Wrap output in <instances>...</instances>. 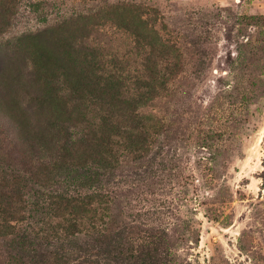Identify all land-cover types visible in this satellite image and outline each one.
Segmentation results:
<instances>
[{
	"label": "rangeland",
	"instance_id": "1",
	"mask_svg": "<svg viewBox=\"0 0 264 264\" xmlns=\"http://www.w3.org/2000/svg\"><path fill=\"white\" fill-rule=\"evenodd\" d=\"M73 1L0 0V128L20 152L17 171H27L23 154L33 146L54 158L33 180L49 190L67 188L55 157L67 148L80 173L84 140L102 129L100 101L89 95H98L101 73L122 62L146 79L144 50L155 36L152 28L141 40L134 30L70 28L63 15ZM152 4L165 18L158 35L174 46L164 58L169 77L133 107L134 136L102 172L111 238L82 236L70 251L130 264L109 243L151 235L171 250L169 264H264V0ZM7 241L0 231V264L14 254Z\"/></svg>",
	"mask_w": 264,
	"mask_h": 264
},
{
	"label": "trees",
	"instance_id": "2",
	"mask_svg": "<svg viewBox=\"0 0 264 264\" xmlns=\"http://www.w3.org/2000/svg\"><path fill=\"white\" fill-rule=\"evenodd\" d=\"M153 1L74 0V7L63 15V23L70 28L110 26L134 30L138 40L142 39L140 30L152 28L155 34L152 43H148L149 50H144L145 67L149 70L146 79L136 75V70L133 74L127 64L124 67L122 62H116L96 82L98 87L99 82L103 85L98 95L89 92L90 97L100 101L102 129L91 132L92 138L84 140L87 149L79 158L83 160L80 173L76 169L78 159L73 162L74 156L68 155L67 148L63 158L55 157L52 165L60 171L68 170L67 188L49 190L45 184L34 183L35 178L45 174L43 167L54 159L41 157L42 152L34 146V157V153L23 154L29 166L27 171H17L15 156L20 152L13 147L9 132L0 128V169L5 171L0 181V231L8 238L7 245L14 253L9 256L8 264H95L87 258H76L70 251L73 243L82 236H90L94 244L111 238L106 220L113 207L105 193L102 172L119 162L118 149L123 141H131L134 136L132 130L136 129L134 124L140 116L133 107L152 94L158 84L165 85L172 65L164 58L172 53L174 46L158 35L165 18ZM131 85L136 91L134 94H131ZM121 120L127 125L126 130L131 131L127 137L120 133ZM8 171L11 173L7 174ZM163 243L160 238L148 235L131 236L124 243L120 237L113 238L109 245L126 263L169 264L173 260H170L172 252Z\"/></svg>",
	"mask_w": 264,
	"mask_h": 264
}]
</instances>
